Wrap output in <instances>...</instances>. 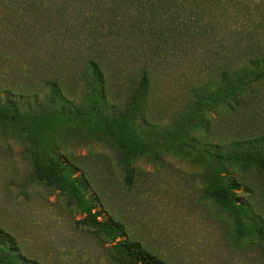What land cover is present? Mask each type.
<instances>
[{
  "label": "rangeland",
  "instance_id": "rangeland-1",
  "mask_svg": "<svg viewBox=\"0 0 264 264\" xmlns=\"http://www.w3.org/2000/svg\"><path fill=\"white\" fill-rule=\"evenodd\" d=\"M203 5L0 0V97L35 110L56 81L65 101L81 105L90 59L105 79L103 105L116 114L146 70V118L154 133L169 132L215 70H236L248 57L264 56V0ZM201 20L213 37L201 35ZM241 98L232 109L212 111L208 133H189L195 150L207 141L226 152L264 138V76L252 79ZM25 149L0 132V227L14 237L18 255L38 264H118L109 257V242L76 226L82 215L63 194L32 180ZM57 149L80 167L75 175L88 182L87 196L99 198V217L121 221L128 237L170 264H264L259 240H235L232 220L205 196L207 164L194 153L161 149L139 157L126 184L114 146L65 134ZM229 174L241 181L237 195L249 213L264 219V174L253 167H232Z\"/></svg>",
  "mask_w": 264,
  "mask_h": 264
},
{
  "label": "trees",
  "instance_id": "trees-1",
  "mask_svg": "<svg viewBox=\"0 0 264 264\" xmlns=\"http://www.w3.org/2000/svg\"><path fill=\"white\" fill-rule=\"evenodd\" d=\"M186 2L188 0H172L183 7ZM201 5L204 6L203 0ZM201 22V35L213 37L210 24ZM247 60L236 70L229 71L227 67L215 70L212 77L201 84V89L195 91L172 129L164 134L154 133L146 118L150 95L148 72L143 70L139 75L138 84L132 89L124 109L112 114L103 105V72L99 64L90 59L86 62L90 76L84 79L85 94L81 105L65 101L56 81L49 83L47 102L37 103L35 110L30 107L24 110L16 100L0 97V132L26 145L25 156L32 165V180L63 194L68 205L82 215L75 221L76 226L87 228L102 241L109 242V257L118 264L170 263L147 250L140 241L128 237L121 221L112 216L99 217L101 211L96 209L99 198L87 196L88 182L83 174L75 175L80 167L57 149L58 140L65 134L77 138L85 136L114 146L126 184L133 176L134 162L139 157L147 154L154 157L161 149H172L183 155L194 153L195 161L207 164L205 196L232 220L234 239L256 238L264 257V219L249 213L245 202L237 195L241 181L229 174L232 167L240 170L253 167L264 174V138L250 140L244 148L226 152H219L207 141L201 151L195 150L194 140L189 138L193 129L201 130V135L208 133L212 111L218 112L220 107L232 109L242 100L241 95L251 80L264 76V56L248 57ZM17 252L14 237L0 227V264H38Z\"/></svg>",
  "mask_w": 264,
  "mask_h": 264
}]
</instances>
